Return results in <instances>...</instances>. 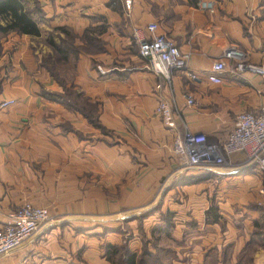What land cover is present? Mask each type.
<instances>
[{"label":"crops","instance_id":"0c3cea01","mask_svg":"<svg viewBox=\"0 0 264 264\" xmlns=\"http://www.w3.org/2000/svg\"><path fill=\"white\" fill-rule=\"evenodd\" d=\"M38 1L44 18L32 17L41 35L51 27H97L105 49L79 50L74 84L118 137H88L94 132L85 116L53 93L62 87L33 50V35L0 31V100L14 99L0 108V226L25 202L53 217L0 264H110L104 246L123 242L122 226L133 231L129 251L139 253L132 213L161 199L172 221L169 235L160 234L172 250L170 264H264V172L242 154L231 155L228 167L182 172L171 152L183 125L220 142L240 112L264 105L259 77L234 72L231 60L221 83L208 80L231 44L249 63L264 65V0H133L129 14L123 0ZM151 21L190 52L195 79L173 71L169 86L146 68L131 28ZM160 100L171 105L172 128L156 115ZM156 213L141 219L146 238L154 224L166 223L164 216L151 222Z\"/></svg>","mask_w":264,"mask_h":264},{"label":"built area","instance_id":"2783aa9c","mask_svg":"<svg viewBox=\"0 0 264 264\" xmlns=\"http://www.w3.org/2000/svg\"><path fill=\"white\" fill-rule=\"evenodd\" d=\"M122 3L129 14L133 0H123ZM131 36L146 68L162 77L169 86L173 71H183L186 76L196 78L187 69L190 52L180 50L173 40L160 33L156 22H148L145 27L132 26ZM227 60L233 61L234 72L250 71L264 84V65L249 63L245 52L233 44L224 49L221 59L212 63L208 74L209 81L216 84L222 82L221 74L226 69ZM96 69L101 74L107 71L101 65H97ZM186 102L191 105L194 100L188 96ZM13 103L14 99L11 98L0 100V108H6ZM155 111L167 127L175 126V115L169 102L160 100ZM171 152L183 169L187 170L228 167V158L231 155L242 154L247 164L257 165L264 172V105L240 112L228 136L220 142L210 141L205 133L194 132L186 124L183 125V130L176 131L173 135ZM51 220L50 211L45 206L25 202L17 207L0 226V256L20 247L42 225Z\"/></svg>","mask_w":264,"mask_h":264},{"label":"rangeland","instance_id":"374dc122","mask_svg":"<svg viewBox=\"0 0 264 264\" xmlns=\"http://www.w3.org/2000/svg\"><path fill=\"white\" fill-rule=\"evenodd\" d=\"M24 2L27 9L31 11V15L33 12L35 13L33 15H35L37 20L38 17L44 18V15L40 14V12L38 11L32 12V10L36 8L39 10L40 3L38 0H25ZM63 28L65 29L66 32L56 30V28H52V27L49 28L48 30H44L43 35H40L38 37L32 36V38H30V44L32 45L33 50L38 48L39 51H41L40 58L42 59V61L45 59L43 63L47 62L48 64L53 66V70H55L57 73V77H56L57 80L61 82L64 81L67 83V88H66L67 90L66 89L63 90L62 88V90L53 93L57 94L60 103H62L65 106H66L65 103H70L74 105L77 108V110L76 108H72V107L69 108L66 106L67 108L73 111H78L80 113L83 112V114H85L84 116L86 118V121L89 123L90 130H93L94 132V134L92 133V131L87 132L86 135L91 139H94L95 137L93 135L99 134L100 136H98V139H100L102 142L103 141L114 142L118 137L116 132L112 129H109L107 126H105V124L101 122L97 110H95L92 107L90 101H88V99L79 91V89H77L76 85L74 84V74L76 70L75 61L77 58V52H79V50L83 48H86V50H90V51L105 49L102 40L98 37V34L96 35L97 27H95L94 29V27L89 25L88 27L85 28V31H83L82 33H77L73 28L67 26H63ZM48 38H52L55 43L61 46H65V48L68 50L67 60L60 61L58 57H56V53H55L56 51H54L52 45L48 43ZM60 87L62 86L60 85ZM63 125L64 127L68 126L66 122H64ZM174 161L177 164L178 168L182 172H185V169H183V167L180 165L179 161L175 157H174ZM159 192L160 194L155 195V197H159L161 195L162 191L159 190L158 193ZM161 204H162V199L155 205H151V206L149 205L148 208L144 207L140 211L134 210L132 213V215H134L133 217L136 218L135 224H138L136 230L137 233L140 235V240H141V248H139L140 252L139 251L138 252L141 253L142 251H149V252L158 253V261L156 262L154 260L153 261L148 260L147 262L149 264H170L173 258L172 250L168 246V243L166 242L165 238L159 233L151 234L149 238H146L147 237L146 229H144L142 225L143 220L141 219L146 217V215L148 216V214H152L153 212L157 211L155 217L149 219L151 222L153 221V219L156 220L161 219L162 216L167 215L166 213L167 211L164 212L161 211L160 209ZM154 226H156V224H154ZM121 228L123 229L122 233L124 235V240L119 245H125L128 248L127 240L132 239L133 231L128 227L123 228L122 226L120 227V229ZM148 242L150 243L149 245ZM113 258H115V256Z\"/></svg>","mask_w":264,"mask_h":264},{"label":"trees","instance_id":"16d2710c","mask_svg":"<svg viewBox=\"0 0 264 264\" xmlns=\"http://www.w3.org/2000/svg\"><path fill=\"white\" fill-rule=\"evenodd\" d=\"M24 1L25 0H0V31L2 33L15 31L18 33L29 34L33 36L41 35V30L38 23L32 17L31 11L27 9ZM33 11L39 12L37 8L33 9L32 12ZM56 30L65 31L63 27H57ZM48 43L52 45L54 51H56V57H58L60 61L67 60L68 50L65 48V46H61L55 43L52 38H48ZM43 61H45V59ZM43 61L42 65L50 72V74L54 77L58 84L62 86L63 90H65L67 88V83L57 80V73L55 70H53V66L48 64L47 62L43 63ZM65 104L69 108H76L70 103ZM81 113L83 114V112ZM170 216V214H168V216H164L163 220L165 219L166 223L162 226H155L154 228H152L151 234L159 233L168 236L169 229L172 227ZM212 218L214 220L217 219L216 216ZM104 248L105 256L110 261V264H149L147 262L148 260H154L156 262L158 261L157 252H130L125 245L119 244H107L104 246ZM114 256L115 258H113Z\"/></svg>","mask_w":264,"mask_h":264}]
</instances>
